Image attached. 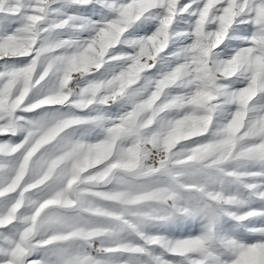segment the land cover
<instances>
[{
	"label": "snow or ice",
	"instance_id": "1",
	"mask_svg": "<svg viewBox=\"0 0 264 264\" xmlns=\"http://www.w3.org/2000/svg\"><path fill=\"white\" fill-rule=\"evenodd\" d=\"M0 264H264V0H0Z\"/></svg>",
	"mask_w": 264,
	"mask_h": 264
}]
</instances>
